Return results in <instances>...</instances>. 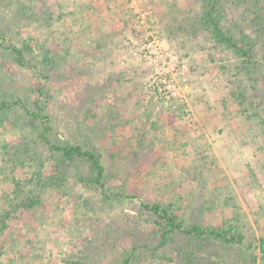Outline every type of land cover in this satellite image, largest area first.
Wrapping results in <instances>:
<instances>
[{
	"label": "rangeland",
	"instance_id": "374dc122",
	"mask_svg": "<svg viewBox=\"0 0 264 264\" xmlns=\"http://www.w3.org/2000/svg\"><path fill=\"white\" fill-rule=\"evenodd\" d=\"M244 2L217 13L249 57L205 26L207 0H0V264H264V13ZM47 126L101 156L105 190ZM143 202L243 242L161 247Z\"/></svg>",
	"mask_w": 264,
	"mask_h": 264
},
{
	"label": "trees",
	"instance_id": "16d2710c",
	"mask_svg": "<svg viewBox=\"0 0 264 264\" xmlns=\"http://www.w3.org/2000/svg\"><path fill=\"white\" fill-rule=\"evenodd\" d=\"M249 0H245L244 3H248ZM254 5L252 7L258 11V13H264V0H252ZM220 0H207V11L204 16L205 26L210 29L214 34L216 39L222 44L228 46L231 49L241 53L244 57H249L253 52L250 47L251 38L245 34L242 35V41L235 38L232 34L225 30L220 24V17L217 13V6ZM259 16V14H257ZM264 16V14H262ZM261 15V16H262ZM261 19V17L259 18ZM263 30H264V26ZM258 28H260L258 26ZM252 46V45H251ZM2 47L12 54L14 62L21 67H30V64L26 60V51H31L30 45H26L25 48H19L16 44L8 42L5 38L2 41ZM40 94H43V90H40ZM39 112H33V116L41 117L43 109L38 105ZM51 127L47 126L42 135V139L50 147L52 151L62 154L65 161H74L77 159L86 160L91 164L92 172L94 175V183L98 185L101 189L105 190L104 178H105V168L102 164L101 156L91 150H86L81 146H75L71 144H65L60 146L53 143L48 137V133ZM105 197L109 200L111 199L104 191ZM121 199L128 198L127 196L120 195ZM130 199L133 197L129 196ZM142 209L147 211L152 217L156 219V224L163 232L161 236V247L168 244V241L177 235L198 238V239H214L216 241H221L226 244H242L243 236L234 231V228L230 230H224L223 228H213V227H203L200 225H193L191 227H186L182 219L172 212L171 208L162 203H146L143 202ZM137 249H134L124 261V264H130L137 254Z\"/></svg>",
	"mask_w": 264,
	"mask_h": 264
}]
</instances>
